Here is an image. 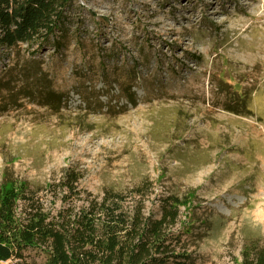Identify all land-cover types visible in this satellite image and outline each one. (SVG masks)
<instances>
[{
    "label": "rangeland",
    "instance_id": "1",
    "mask_svg": "<svg viewBox=\"0 0 264 264\" xmlns=\"http://www.w3.org/2000/svg\"><path fill=\"white\" fill-rule=\"evenodd\" d=\"M65 15L58 46L0 47V184L8 172L34 189L69 165L96 195L147 178V211L188 198L174 230L197 264L239 258L245 230L264 244V0H73ZM30 61L64 93L59 114L9 106Z\"/></svg>",
    "mask_w": 264,
    "mask_h": 264
},
{
    "label": "trees",
    "instance_id": "2",
    "mask_svg": "<svg viewBox=\"0 0 264 264\" xmlns=\"http://www.w3.org/2000/svg\"><path fill=\"white\" fill-rule=\"evenodd\" d=\"M72 1L0 0V47L32 42L58 46ZM20 67L22 86L11 96L9 106L26 98L59 114L65 106L64 93L53 89L36 61ZM248 100L246 94L237 93L231 101ZM5 108L0 106V111ZM227 110L242 114L234 107ZM6 173L0 184V262L13 259V264H29L24 251L30 248L46 254L45 264H197L182 238L185 232L174 230L179 208L187 206L188 198L169 194L157 199V212L147 211L145 201L153 186L147 178L129 189L106 187L96 195L80 186L82 173L72 165L34 189L28 181ZM40 192L50 195L51 204L59 202L58 207H46ZM206 227L212 230L213 223ZM243 233L247 245L229 264H264L259 233Z\"/></svg>",
    "mask_w": 264,
    "mask_h": 264
}]
</instances>
